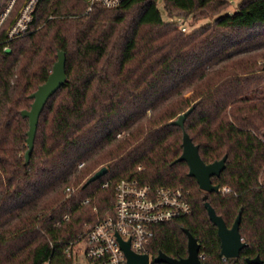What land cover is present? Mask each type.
<instances>
[{
	"label": "trees",
	"instance_id": "1",
	"mask_svg": "<svg viewBox=\"0 0 264 264\" xmlns=\"http://www.w3.org/2000/svg\"><path fill=\"white\" fill-rule=\"evenodd\" d=\"M158 1L88 10L86 0H40L33 30L7 40L19 0L1 29L0 264H43L50 257L73 264L66 244L86 222L112 212L116 182L135 173L191 191L192 213L156 227L153 258L160 251L187 257V228L205 264H248L256 256L264 262V0H240L234 15L191 32L164 21ZM228 5L164 0L171 17L202 18ZM60 50L67 80L40 115L27 164L29 119L22 110L31 108V94L47 81ZM192 107L185 130L206 163L228 155L221 175L212 177L228 192L201 189L187 162L177 160L184 129L173 121ZM104 166L107 173L87 184ZM69 185L75 192L67 198ZM206 201L229 227L242 209L247 245L240 257L221 256Z\"/></svg>",
	"mask_w": 264,
	"mask_h": 264
},
{
	"label": "built area",
	"instance_id": "2",
	"mask_svg": "<svg viewBox=\"0 0 264 264\" xmlns=\"http://www.w3.org/2000/svg\"><path fill=\"white\" fill-rule=\"evenodd\" d=\"M39 1L23 0L7 26V40L22 37L33 30ZM86 1L89 3L88 10H91L95 4H101L106 8H117L126 0ZM18 2L19 0H0V31L11 18ZM108 185L109 181L102 186ZM230 190L229 186H225L220 191ZM74 192L75 187L69 185L66 188L67 198ZM190 195V189L183 185H154L142 181L136 173L122 177L115 184V202L112 212L98 215L94 221L86 222L83 232L66 244L65 254L71 258L73 264H128L121 241H130L131 249L138 254H148L149 264H152L153 257L149 250L156 227L191 214L193 206ZM89 202V199H85L83 203ZM93 211L98 212L97 205H94ZM69 216L66 215V218ZM222 257L227 259L225 256ZM199 258L202 261L205 259V254L201 251ZM58 262V264H64L61 259ZM43 264L55 263L50 257Z\"/></svg>",
	"mask_w": 264,
	"mask_h": 264
},
{
	"label": "water",
	"instance_id": "3",
	"mask_svg": "<svg viewBox=\"0 0 264 264\" xmlns=\"http://www.w3.org/2000/svg\"><path fill=\"white\" fill-rule=\"evenodd\" d=\"M66 53L63 50L58 52V60L55 62L52 72L47 81L41 84L36 91L31 94L33 102L30 109L22 110V116L29 119V129L27 131V151L25 154L26 163L29 164L31 155L34 150L35 138L38 130L39 119L49 98L55 94L66 82ZM193 107L179 115L173 121L174 124L184 129L183 133V152L177 159L185 161L189 166V175L196 178L201 189L208 192H219L221 190L218 184L212 181L213 176H220L226 168L228 155L211 163H206L200 154L199 145L196 144L190 134L185 130V121L193 111ZM108 171V167L104 166L99 169L87 182L90 184ZM208 215L211 221L217 226L218 235L221 240V256L226 258L240 257L241 250L247 245L243 240L240 232V224L242 219V209L236 217L233 225L229 227L223 218L219 215L209 201L205 202ZM188 236V256L185 258H174L163 251L154 257V262H166L168 264H205L200 258L201 244L198 239L187 229H184ZM122 247L126 252L128 264H149L150 257L148 254H138L130 247V241H121ZM248 264H263L260 256L247 258Z\"/></svg>",
	"mask_w": 264,
	"mask_h": 264
},
{
	"label": "rangeland",
	"instance_id": "4",
	"mask_svg": "<svg viewBox=\"0 0 264 264\" xmlns=\"http://www.w3.org/2000/svg\"><path fill=\"white\" fill-rule=\"evenodd\" d=\"M240 0H229V5L226 9L222 10L220 14H210L206 17L195 18L193 13L185 14L181 17H171L165 10L164 0L158 1L159 10L162 13L163 19L166 22L177 23L185 32H191L199 29L207 24L212 23L216 18L225 15H234L238 11ZM264 182V174L262 176Z\"/></svg>",
	"mask_w": 264,
	"mask_h": 264
}]
</instances>
